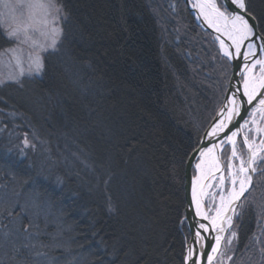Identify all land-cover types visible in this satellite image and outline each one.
Masks as SVG:
<instances>
[{
  "label": "trees",
  "instance_id": "16d2710c",
  "mask_svg": "<svg viewBox=\"0 0 264 264\" xmlns=\"http://www.w3.org/2000/svg\"><path fill=\"white\" fill-rule=\"evenodd\" d=\"M64 3L74 59L54 55L42 77L0 88V207L33 197L50 208L47 230L57 222L70 228L60 237L69 251L44 249L60 264H180L186 173L179 160L232 70L206 55L208 31L184 0ZM253 4L264 10V0ZM13 173L30 185L21 191ZM254 180L259 202L264 177ZM10 219H0V260L13 242H25ZM237 231L243 253L256 231L251 210ZM249 254L264 264L259 245Z\"/></svg>",
  "mask_w": 264,
  "mask_h": 264
},
{
  "label": "snow or ice",
  "instance_id": "6c2138e0",
  "mask_svg": "<svg viewBox=\"0 0 264 264\" xmlns=\"http://www.w3.org/2000/svg\"><path fill=\"white\" fill-rule=\"evenodd\" d=\"M185 3L195 19L211 30L205 34L210 45L206 55L232 73L225 77L227 86L221 84L215 90L208 123L198 128L195 140L179 160L185 173L191 172L184 182L185 212L178 221L183 233L180 264H255L249 250L256 245L264 261V200L257 202L253 197L257 187L254 177H264V10L258 13L253 0ZM68 23L64 0H0V65L9 69L7 74L0 72V88L10 84L23 88L25 79L42 77L54 55L66 63L72 61L67 48ZM23 142L29 143L27 139ZM176 167L173 162V174ZM110 178L103 180L105 186ZM13 180L21 191L31 182L30 177L15 173ZM57 180L62 182L59 177ZM15 194L19 197L20 191ZM249 210L256 231L241 253L237 229ZM108 211H114L110 197ZM5 213L10 223L22 226V232L20 228L16 231L25 242H13L5 253L7 260L0 264H60L44 249L69 251L70 245L60 237L70 228L57 222L56 231L49 232L50 208L33 197L23 202L16 198L0 207V219ZM45 236L47 241L41 239ZM21 248L27 249L26 256Z\"/></svg>",
  "mask_w": 264,
  "mask_h": 264
},
{
  "label": "water",
  "instance_id": "95a60500",
  "mask_svg": "<svg viewBox=\"0 0 264 264\" xmlns=\"http://www.w3.org/2000/svg\"><path fill=\"white\" fill-rule=\"evenodd\" d=\"M184 1H185V0H184ZM187 6H188V9H189L190 13H191V14L193 15V17L195 18L194 13H193L192 10L190 9V5H187ZM195 20H196V19H195ZM196 22H197V24H198L202 29H204L205 31H208V32L211 31V30H209V29L203 27L202 25H200V24L198 23L197 20H196ZM190 174H191V172H190V170H189L188 173L186 174L185 180H187V179L190 177Z\"/></svg>",
  "mask_w": 264,
  "mask_h": 264
},
{
  "label": "rangeland",
  "instance_id": "374dc122",
  "mask_svg": "<svg viewBox=\"0 0 264 264\" xmlns=\"http://www.w3.org/2000/svg\"><path fill=\"white\" fill-rule=\"evenodd\" d=\"M196 21V20H195ZM197 23V22H196ZM198 25V24H197ZM199 26V25H198ZM200 27V26H199ZM204 30V29H203ZM9 71L8 68L4 67L3 65H0V72L7 74V72ZM255 178V177H254Z\"/></svg>",
  "mask_w": 264,
  "mask_h": 264
},
{
  "label": "bare ground",
  "instance_id": "6f19581e",
  "mask_svg": "<svg viewBox=\"0 0 264 264\" xmlns=\"http://www.w3.org/2000/svg\"><path fill=\"white\" fill-rule=\"evenodd\" d=\"M191 9V8H190ZM193 12V11H192ZM194 13V12H193ZM194 15H195V13H194ZM198 21V20H197ZM198 23L200 24V25H202V22L201 21H198ZM203 27H205V28H207L206 27V25L205 26H203Z\"/></svg>",
  "mask_w": 264,
  "mask_h": 264
}]
</instances>
